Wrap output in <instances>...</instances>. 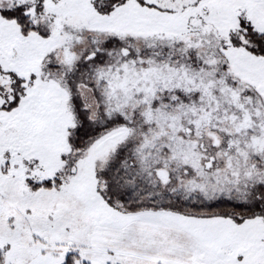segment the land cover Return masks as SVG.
Masks as SVG:
<instances>
[{"label":"snow or ice","instance_id":"6c2138e0","mask_svg":"<svg viewBox=\"0 0 264 264\" xmlns=\"http://www.w3.org/2000/svg\"><path fill=\"white\" fill-rule=\"evenodd\" d=\"M0 264H264V0H0Z\"/></svg>","mask_w":264,"mask_h":264}]
</instances>
